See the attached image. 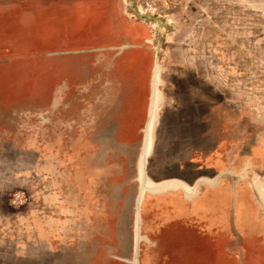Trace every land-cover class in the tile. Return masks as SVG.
<instances>
[{"label": "rangeland", "instance_id": "obj_1", "mask_svg": "<svg viewBox=\"0 0 264 264\" xmlns=\"http://www.w3.org/2000/svg\"><path fill=\"white\" fill-rule=\"evenodd\" d=\"M0 264H264V0H0Z\"/></svg>", "mask_w": 264, "mask_h": 264}, {"label": "water", "instance_id": "obj_2", "mask_svg": "<svg viewBox=\"0 0 264 264\" xmlns=\"http://www.w3.org/2000/svg\"><path fill=\"white\" fill-rule=\"evenodd\" d=\"M149 145V143H148V141H146V144H145V149H144V153H143V157L145 156V153H146V146H148ZM148 149V148H147ZM143 168H144V162H143Z\"/></svg>", "mask_w": 264, "mask_h": 264}]
</instances>
